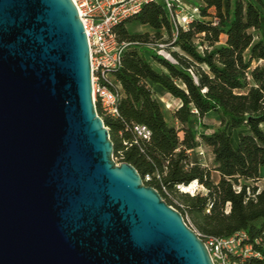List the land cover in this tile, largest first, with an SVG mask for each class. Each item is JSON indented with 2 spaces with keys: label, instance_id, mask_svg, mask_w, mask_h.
<instances>
[{
  "label": "water",
  "instance_id": "95a60500",
  "mask_svg": "<svg viewBox=\"0 0 264 264\" xmlns=\"http://www.w3.org/2000/svg\"><path fill=\"white\" fill-rule=\"evenodd\" d=\"M0 264H214L115 161L73 0H0Z\"/></svg>",
  "mask_w": 264,
  "mask_h": 264
},
{
  "label": "trees",
  "instance_id": "16d2710c",
  "mask_svg": "<svg viewBox=\"0 0 264 264\" xmlns=\"http://www.w3.org/2000/svg\"><path fill=\"white\" fill-rule=\"evenodd\" d=\"M198 1L201 19L180 32L174 45L179 48L173 53L178 63L159 57L167 72H158L145 55L154 52L150 35L134 36L127 29L133 21L155 30L157 41L164 38L163 30L171 37L173 28L161 5L147 6L117 28L120 40L130 43L115 73L122 89L120 117H105L99 105L97 109L110 129L115 157L124 151L122 162L132 164L143 179L151 175L145 184L158 190L187 223L190 219L194 230L204 237L224 238L244 231L260 251L257 241L264 238V189L251 183L260 181L264 170V3ZM151 83L180 101L173 116L181 124L179 130L166 120ZM210 114L218 117L217 129L207 126ZM137 125L147 127L152 136L126 148L125 142L134 141L131 130ZM203 145L212 150V168L200 162ZM194 181L208 192L194 197L179 192L180 185ZM231 261L264 264L257 258L233 255Z\"/></svg>",
  "mask_w": 264,
  "mask_h": 264
},
{
  "label": "built area",
  "instance_id": "2783aa9c",
  "mask_svg": "<svg viewBox=\"0 0 264 264\" xmlns=\"http://www.w3.org/2000/svg\"><path fill=\"white\" fill-rule=\"evenodd\" d=\"M73 1L79 10L89 39L94 101L96 105L100 106L103 116L112 119L120 117L119 105L122 97V89L115 73L122 67L124 53L130 45V43L120 40L117 28L138 17L147 6L161 5L172 25V36L163 38L150 44V46L158 57L177 64L178 62L173 57V53L168 51V47L175 45L180 32L189 30L194 21L201 19L200 8L192 6L186 0ZM200 49L203 50L202 47ZM193 113L198 114V111L194 110ZM131 131L134 134V141L132 143L125 142L126 148L133 144H139L140 140H150L152 136L151 131L145 126H134ZM123 159L124 151H120L119 156L115 157V161L120 165L125 163L122 162ZM151 180L152 176L147 175L144 182H150ZM178 190L182 194L193 197L201 192H208L205 186L198 181H194L188 186L180 185ZM237 190L240 191V188ZM164 191L176 205L182 207L174 194L166 188H164ZM211 209L210 206L207 212L211 213ZM199 236L205 241L214 264H236L231 261L232 255L243 259L253 257L264 261V238L257 241V244L261 247L259 251L250 243V236L244 231L227 238L204 237L201 234Z\"/></svg>",
  "mask_w": 264,
  "mask_h": 264
},
{
  "label": "rangeland",
  "instance_id": "374dc122",
  "mask_svg": "<svg viewBox=\"0 0 264 264\" xmlns=\"http://www.w3.org/2000/svg\"><path fill=\"white\" fill-rule=\"evenodd\" d=\"M229 1L233 3L234 0H225L226 4ZM187 2L189 4H191L192 6H198L199 5L198 0H187ZM263 3H264V0H263ZM261 9L264 12V5L261 6ZM127 29L129 31V33L131 35H134V36H143V35H147V34L150 35L151 43L157 42V40H158L157 32L149 26H143L139 23L132 21L127 25ZM161 33H162V35H164V38L168 37V34L166 31L163 30ZM222 39L224 41V37ZM168 51L171 53L179 52V48H177L175 46H169ZM145 55H146L147 59L152 63L153 67L158 72H167V70L161 64L159 57L156 55L155 51L153 53L147 51L145 53ZM153 87H160V86L153 85ZM154 95L160 101V103L162 105V109H163L166 120L171 125H175L177 127V129L179 130L181 128V124L179 122H175L173 119V116H174L176 110L180 107V105H181L180 102L177 101L174 97L170 96L168 94V92L163 88H155ZM206 123H207V126L211 129H217L219 127L218 117L215 114H210L206 119ZM263 128H264V126H263ZM181 136H182V134H181ZM236 138H237V136L235 135L233 137V140L236 141ZM198 155L200 157V162L202 163V165L204 167L212 168L213 154H212V150L210 148L203 145L201 147V149L199 150ZM261 176L262 177H261L260 181L251 183L254 187H259L260 190L264 189V170L262 171ZM178 202H180V201H178ZM188 224L190 226H193L194 228H196L190 219L188 221Z\"/></svg>",
  "mask_w": 264,
  "mask_h": 264
},
{
  "label": "crops",
  "instance_id": "0c3cea01",
  "mask_svg": "<svg viewBox=\"0 0 264 264\" xmlns=\"http://www.w3.org/2000/svg\"><path fill=\"white\" fill-rule=\"evenodd\" d=\"M187 1V0H186ZM153 85H155V86H158V85H156V84H153ZM153 85L152 84H150V86H151V88L153 89V92L155 93V88H162V87H153ZM170 95V94H169ZM171 96V95H170ZM177 100V99H176ZM178 101V100H177ZM180 102V101H179ZM181 104V103H180ZM181 106V105H180Z\"/></svg>",
  "mask_w": 264,
  "mask_h": 264
}]
</instances>
